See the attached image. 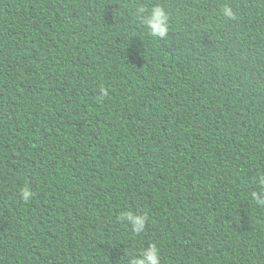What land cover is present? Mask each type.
Masks as SVG:
<instances>
[{
	"label": "trees",
	"instance_id": "trees-1",
	"mask_svg": "<svg viewBox=\"0 0 264 264\" xmlns=\"http://www.w3.org/2000/svg\"><path fill=\"white\" fill-rule=\"evenodd\" d=\"M258 172L264 0H0V264H264Z\"/></svg>",
	"mask_w": 264,
	"mask_h": 264
},
{
	"label": "clouds",
	"instance_id": "clouds-1",
	"mask_svg": "<svg viewBox=\"0 0 264 264\" xmlns=\"http://www.w3.org/2000/svg\"><path fill=\"white\" fill-rule=\"evenodd\" d=\"M222 11L225 16L231 17L233 15L232 11L227 6H225ZM145 13V8H138L140 23L145 26L153 36L164 37L168 31V15L164 9L157 5L147 10V14ZM100 93L102 97L107 95L106 90L102 87L100 88ZM257 185V190L252 191L250 196L258 206L264 207V173H257ZM21 194L25 200H28L32 192L25 187L21 190ZM118 219L130 225L134 233L142 234L145 232L146 223L149 218L147 214H140L139 210L133 211L129 208L121 211ZM125 255L128 256L126 264H161L159 250L154 243H148L147 247H144L138 254Z\"/></svg>",
	"mask_w": 264,
	"mask_h": 264
}]
</instances>
